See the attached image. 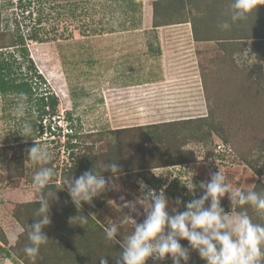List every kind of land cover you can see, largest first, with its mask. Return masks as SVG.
Here are the masks:
<instances>
[{"label":"rangeland","instance_id":"374dc122","mask_svg":"<svg viewBox=\"0 0 264 264\" xmlns=\"http://www.w3.org/2000/svg\"><path fill=\"white\" fill-rule=\"evenodd\" d=\"M119 1L0 0L2 27L7 22L8 30L12 32L15 25V33L19 26L17 32L25 37L28 50L27 55H22L20 47L0 48V60L10 61L17 80L23 77H20L21 73L35 75L37 80L38 75L42 77L32 94V100L27 102L28 108L23 118L34 128L31 137H22L17 131L21 127V121L15 116L19 95L12 91L0 93V231L6 236L8 244H13L21 231L12 215L13 208L18 202L34 201L33 177L41 167L28 159L27 152L23 164L24 175L16 179L7 177L5 161L17 143L31 141L47 146L52 158L45 166L52 167L56 179L60 181V175L64 177L63 172L66 173L73 165H79L83 160L81 156L88 155L91 149L90 152L98 156L116 140H133L137 132L133 127L209 115L211 121L221 125L226 142L213 134L206 143H201L186 133L185 139L179 140L186 143H180L179 147L192 153L193 160L151 169L165 179V184L173 179L176 181L175 187L170 190L172 193H165L169 200V213L177 207L183 211L184 205L193 199L186 187L188 184L192 182L196 185L198 198L202 194L199 184L210 180L215 172L220 171L225 176L226 183L233 191L250 189L259 178L243 161L246 157L254 156L253 151H260V144H264V93L255 83L256 76L249 75L252 65L258 63L255 54L248 55L251 43L245 51L238 52L231 48L223 49L215 40L196 41L193 37V46L182 44L181 48L174 50L172 57L171 53L162 56L156 54L154 57L151 53L154 50L147 45L142 48L144 53H141L142 49L117 51L112 45L118 40L104 36V32L154 31L141 22L144 9L139 2L132 5L129 4L132 0H123L125 5L130 6L128 9ZM190 28V25H185L169 30L190 34ZM31 33H37L45 41L30 39ZM9 39L7 36L1 43L7 44ZM138 42L153 44L147 37ZM119 54H124L120 59L126 62V66L118 64L117 58L112 63ZM151 64L156 65L155 70ZM163 67L167 71L163 72ZM261 84L264 85V81ZM49 92L58 98L57 113H71L69 125L76 135L79 132L85 138L81 144L66 149L64 125L61 131H57L59 134H39L36 99ZM121 128L126 129L112 132ZM75 140L77 138L73 142ZM83 140L86 144H82ZM145 155L147 157L148 153ZM101 160L100 155L95 165L100 166ZM70 172L72 178L80 175L78 170ZM140 179L145 182L136 172L120 174L112 179L104 195L116 208H124L122 196L132 202L141 196L137 184ZM177 198L181 200L179 206L175 203ZM91 204L95 205V202ZM221 207L225 213L232 210L231 214H236L231 209L227 194L221 199ZM82 208L86 209V206ZM94 209V216L105 210L102 204L93 206ZM144 211L137 203L135 212L128 209L129 217L138 222ZM111 221L110 218L108 225L112 224ZM6 249L7 246L0 242V264H23L13 256L7 257ZM150 262L153 264L151 259ZM155 263L166 264V260Z\"/></svg>","mask_w":264,"mask_h":264},{"label":"trees","instance_id":"16d2710c","mask_svg":"<svg viewBox=\"0 0 264 264\" xmlns=\"http://www.w3.org/2000/svg\"><path fill=\"white\" fill-rule=\"evenodd\" d=\"M132 1L131 4L141 2V0ZM231 2L232 0H153L152 26L155 28L172 23L189 22L193 37L196 41L215 40L220 43L223 49L231 48L233 51L238 52L245 51L250 42L251 47L248 55L252 56V54H255L258 63L252 65L249 70V75L252 76L253 74L256 76L254 79L256 80L255 83L262 88V92L264 93V85L261 84V81H264V5H259L256 11L253 10L247 20L232 23L230 29L222 30L219 27L222 21L229 20L231 23ZM4 27H2L0 19V43L5 37L9 36L10 38L9 42H6L7 44L1 43L0 48L20 47V53L27 55L28 50L25 46V37L23 34L17 32L19 26L15 33L13 32L15 25L12 32H9L7 22ZM30 36V39H39L38 41L40 42L45 41L37 33H31ZM20 77H22L21 80H17V76L15 78L9 60H0V93L12 91L17 93L19 97L21 95L26 96L27 102H30L32 100V94L38 88V82H41L42 77L38 75L39 79L37 80L35 75H28V73H21ZM36 100V108L39 110L40 118L39 134L42 135L41 121L47 114L51 118V115L57 113L58 98L52 92H49L39 96ZM65 117L67 120H70L71 113L67 112ZM68 126L71 128V132L64 134V137L67 138L64 143L66 149L81 144V140L85 139L84 135L81 136L79 132L76 135V131L73 130L71 125ZM133 128L137 131L133 140L118 138L122 141L118 140L117 142L116 140L115 144H111L108 150L103 154L100 153L102 156V164L100 166L95 165V160L97 158L99 159L100 155L96 156L95 153H91V149V152L88 151V155L83 154L81 156L83 160L79 165H73L66 173L63 172L64 177L62 174L60 175V181L56 179L57 176L54 177L55 179L53 178L51 190L53 193L56 192L58 199L50 201L49 215L51 224L43 229L49 240L46 244L41 245L39 255L34 262L25 254L24 248L30 243L26 227L34 223L35 219L39 218L37 215L39 205L34 201L18 202L15 204L12 215L21 227V231L17 234L14 243L8 244L6 236L0 231V242L2 245L7 246V257L13 256L23 264H99V259L104 257L107 259L108 264H116V256L119 255L121 248L119 244L112 246L106 240L105 227L109 224L108 220L111 218L112 224L117 223L120 225L117 239H125L134 227L133 223L127 217L130 213H128V209H118L108 201L104 195L108 190L93 199L95 205L82 204V207L86 206V209L81 207L80 210H77L71 202L67 191L59 190L58 187L62 181L71 176L70 170H78L81 175L92 168L102 170L104 164L115 162L120 168L117 176L123 173L136 172L137 176L145 179V182L154 190L159 191L166 185L165 193H172L170 190L175 187V179L165 184V179L156 175L151 169L172 166L193 160L192 153L180 149L179 144L186 143L179 141L180 138L185 139V136H187L185 134L188 133V136L193 140L197 139L201 143H206L211 135L214 134L223 142L227 141L222 133L221 125L211 121L209 115L197 119L188 118L148 123ZM125 129L121 128L112 132H121ZM74 138H77V140L73 142ZM130 143L132 146H129ZM82 144H86L84 140ZM93 144L94 142L92 141L91 145ZM144 144L146 147H144ZM33 145L34 143L31 141L13 145L11 155L5 161L7 177L16 179L24 175L25 168L23 164L27 158L26 153L30 149L29 147ZM259 149L260 151L258 149L253 151L252 155L254 156H251V158L246 157L243 159L259 178L250 189L240 188V190L248 191L255 188L258 192L264 191V180L260 179L264 177L263 143L260 144ZM146 152L148 153L147 157L145 155ZM80 169L83 170L81 171ZM103 175L112 177L111 172H104ZM127 193L130 196L128 191ZM101 204L105 210L101 211L97 216L92 215L95 212L93 206H100ZM244 209L248 210L254 222L264 223V216L259 215L251 206L233 207L236 213ZM82 215L88 218V222L85 224H81L79 220V217ZM144 217L145 213L138 218L137 223H142ZM180 243L188 246L187 240H180ZM165 260L166 264H172L171 259L166 258ZM146 264H151L150 259ZM188 264H205V262L200 259L197 252L191 251Z\"/></svg>","mask_w":264,"mask_h":264},{"label":"clouds","instance_id":"9594fccd","mask_svg":"<svg viewBox=\"0 0 264 264\" xmlns=\"http://www.w3.org/2000/svg\"><path fill=\"white\" fill-rule=\"evenodd\" d=\"M264 5V0H232L230 4V21L219 24L222 30L230 29L232 23L245 21L253 10ZM28 108L27 97L21 95L18 99L15 116L21 121L17 130L22 137H31L34 132L32 124L24 120ZM28 159L34 165H41L33 177L34 202L39 205L38 219L34 220L26 231L29 244L25 246V254L34 262L39 255L41 245L48 242L43 229L51 224L49 215L50 201L58 199L56 192L51 190V182L55 177V170L45 165L51 160V153L47 146L34 144L27 150ZM201 157L200 160H202ZM111 172L112 177L106 178L103 173ZM120 172L117 163L104 164L102 170L92 168L77 178L71 176L58 186L59 190H66L71 202L77 210L82 204H91L95 197L107 190L112 179ZM264 180V178H260ZM141 196L135 202L126 201L123 207L136 211V204L145 209L142 223L132 221V232L123 240H118L120 225L113 223L105 227V238L111 245L119 244L121 251L116 256V264H146L151 259L157 261L171 259L172 264H188L190 252L198 253L205 264H264V223L254 222L248 210L238 211L234 216L225 213L221 207V199L228 195L231 209L244 205L251 206L259 215L264 216V191L252 188L248 191L232 190L226 183L225 176L220 171L211 175L210 180L202 181L199 189L202 194L197 198L192 182L186 187L193 199L184 205V210L178 207L168 211L169 200L165 195V188L159 191L151 189L142 180H137ZM176 205L181 204L177 198ZM207 204V206H206ZM81 224L88 222L84 215L79 217ZM187 240L188 246L180 243ZM99 264H108L107 259L101 257Z\"/></svg>","mask_w":264,"mask_h":264},{"label":"crops","instance_id":"0c3cea01","mask_svg":"<svg viewBox=\"0 0 264 264\" xmlns=\"http://www.w3.org/2000/svg\"><path fill=\"white\" fill-rule=\"evenodd\" d=\"M152 1L153 0H141V2L139 3L142 5V8L144 9V17L141 22L144 24V26H148V28H152V30L154 31L141 32L140 30L139 31H132V30L114 31L113 30L112 32H104L103 33L104 36H112V40L114 39L118 40L117 43L112 45L114 49H116L117 51H122V52L131 51V49H134V51H137V50L144 48L143 46L147 45L150 50L155 51V52L151 51L152 56L154 57L156 54H159L160 56H162L163 54H166V53H169V54L171 53L170 56L172 57V54L175 53L174 50L181 48L182 44H189L188 47L193 46L192 43L194 42V39H193L192 32L189 34L188 32L169 30V28H174V27L178 28V27H182L185 25L188 26L190 25L189 22L184 21L180 23H172V24L157 26L155 28L152 26V13H153ZM119 2H121L123 7L125 6L124 8H128V7L130 8L129 5L127 6L124 4L123 0H120ZM129 4H131V1L129 2ZM146 37L152 40L153 44L148 42L149 44L148 45L146 42H145L146 44L138 42L139 40L145 39ZM176 46L178 47L175 48ZM142 50L143 51L141 53H144V49ZM123 55L124 54H119L116 57H114L112 63H115L114 61L117 58L116 61H118V64H122L124 66L126 62L124 63L123 59L122 60L120 59ZM145 65L144 67L146 68ZM154 66L156 65L151 64V68H153V70H155ZM143 70L145 69L143 68ZM161 70H163L164 72V71H167V68L163 67V69L161 68ZM186 95H188V93Z\"/></svg>","mask_w":264,"mask_h":264},{"label":"built area","instance_id":"2783aa9c","mask_svg":"<svg viewBox=\"0 0 264 264\" xmlns=\"http://www.w3.org/2000/svg\"><path fill=\"white\" fill-rule=\"evenodd\" d=\"M41 125L43 134L45 133V135L49 136L54 134V132L57 134L59 130H61L62 125H64V129L66 130L65 133L71 132V128L68 126L69 120L66 119L64 113L62 112L51 115V118H49V115H46L41 121Z\"/></svg>","mask_w":264,"mask_h":264}]
</instances>
